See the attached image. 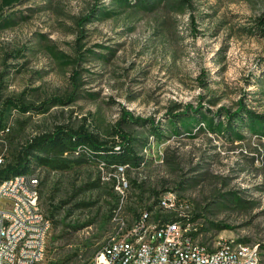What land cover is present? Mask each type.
Here are the masks:
<instances>
[{
  "label": "rangeland",
  "instance_id": "1",
  "mask_svg": "<svg viewBox=\"0 0 264 264\" xmlns=\"http://www.w3.org/2000/svg\"><path fill=\"white\" fill-rule=\"evenodd\" d=\"M111 2L0 0V155L14 161L57 125L83 126L109 144L118 129L133 138L124 174L91 158L87 146L40 155L53 164L34 159L52 221L42 264L89 262L114 217L131 221L170 191L203 241L258 245L264 264V136L247 120L237 119L230 135L202 119L242 103L264 113V88L253 82L264 69V37L254 29L264 0H192L181 10H130L81 24ZM80 68L82 97L42 112L17 107L64 95ZM195 110L189 133L176 116Z\"/></svg>",
  "mask_w": 264,
  "mask_h": 264
},
{
  "label": "built area",
  "instance_id": "2",
  "mask_svg": "<svg viewBox=\"0 0 264 264\" xmlns=\"http://www.w3.org/2000/svg\"><path fill=\"white\" fill-rule=\"evenodd\" d=\"M5 164L0 155V168ZM116 167L124 174L127 165ZM122 180L119 185L125 189L129 184ZM40 194V180L33 173L0 183V264H42L52 221ZM183 209L170 191L131 221L114 217L107 243L85 264H262L258 245L233 238L203 241Z\"/></svg>",
  "mask_w": 264,
  "mask_h": 264
},
{
  "label": "trees",
  "instance_id": "3",
  "mask_svg": "<svg viewBox=\"0 0 264 264\" xmlns=\"http://www.w3.org/2000/svg\"><path fill=\"white\" fill-rule=\"evenodd\" d=\"M5 1L7 4H12L14 1L19 0ZM191 3L192 0H112L110 7L95 6L89 14L81 19V24L93 22L103 17H116L130 10L141 9L145 12H153L163 6H176L177 9L181 10V8H179L180 5H185L186 7V5L188 6ZM254 22V29H256L260 36L264 37V12L255 18ZM110 53L113 54V51L111 50ZM86 57L91 58L93 55L87 54ZM102 57L106 56L102 55ZM262 61L264 62V58ZM80 70L82 69H74V73L70 77V90L64 95L56 96L50 100H45L38 106L24 103L17 105V107L23 109L24 111L38 110L42 112L45 111L50 104L65 105L79 97H82L81 93L83 91L85 80L83 79L81 73L82 71ZM205 81L206 79L202 77L203 84H205ZM253 82L260 84L261 87L264 88V69H262L261 74L258 75ZM262 93L264 94V90ZM197 115L198 111L195 110L190 114H177L176 117H178V120L182 122L186 131L190 133L193 127L191 122H196ZM202 119L207 122L209 129L213 132L222 134L228 132L230 135L238 133V130L234 128V125H236L235 121L237 119L242 121L247 120V126L252 131L264 136V113H258L243 103L233 112L231 110H226L225 108H220L216 114H212L211 116L202 115ZM157 131L160 130H154V132ZM115 134L118 135L119 140L115 143L109 144L108 142L100 141L93 133L84 129L83 126L75 129L66 125H57L54 131L35 136L28 141L27 144L23 146L14 161H6V164L0 168V183L4 179L11 178L16 175L33 173L34 159L43 161V163L53 164V160H46V158H42L40 156L43 153L63 154L73 147L78 146H87L91 151V158L96 159L99 157V162L106 165L133 162L135 155L133 138L122 129H118Z\"/></svg>",
  "mask_w": 264,
  "mask_h": 264
}]
</instances>
